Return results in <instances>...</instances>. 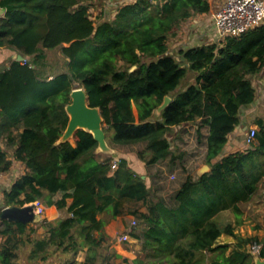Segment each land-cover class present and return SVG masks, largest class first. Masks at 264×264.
I'll return each mask as SVG.
<instances>
[{"label": "trees", "instance_id": "16d2710c", "mask_svg": "<svg viewBox=\"0 0 264 264\" xmlns=\"http://www.w3.org/2000/svg\"><path fill=\"white\" fill-rule=\"evenodd\" d=\"M91 1L0 0V48L25 57L0 67V139L27 168L3 191L0 212L42 200L66 211L56 222L43 219L38 226L45 236L28 241L31 257L41 260L54 247L72 255L64 264L99 259L117 264L99 249L109 220L128 213L139 221L131 235L141 242V255L130 264H256L248 251L254 243L261 245L258 258L264 262V235L242 237L235 225L221 228L216 220L230 210L235 224H241V205L264 177V118L253 119L257 130L250 148L223 155L228 136L246 123L241 107L256 100L250 77L264 69V23L238 37L172 55L168 39L190 17L208 12L207 0H135L119 6L112 19L97 21L89 12ZM55 48L66 60L65 70L40 73L45 50ZM189 72L194 76L182 86ZM75 83L85 89L89 105L100 109L106 140L144 144L136 156L146 166L182 160L168 135L173 127L199 120L198 133L207 129L209 170L196 178L188 174L169 205L127 160L119 159L112 170L113 158L96 152L92 134L79 129L58 143ZM165 96L172 101L157 116ZM8 157L0 146L1 173L11 167ZM129 204H142L145 211L127 209ZM28 225L0 220V264H14L26 241L22 236L36 231ZM223 234L234 244L219 242ZM79 251L84 259L77 262Z\"/></svg>", "mask_w": 264, "mask_h": 264}, {"label": "crops", "instance_id": "0c3cea01", "mask_svg": "<svg viewBox=\"0 0 264 264\" xmlns=\"http://www.w3.org/2000/svg\"><path fill=\"white\" fill-rule=\"evenodd\" d=\"M103 2L104 4L97 6L95 8L93 2ZM135 0H93L89 2V12L92 10L98 12L99 14L93 17L94 19H105V18H113L115 15L116 9L124 4L132 3ZM210 9L206 13L195 14L190 17L187 21L181 24L184 25L182 30L179 29L176 38L175 51L178 52L180 49H188L201 45L209 44V41H213V43L218 42L215 37L214 26H213V13L216 8L220 4L221 0H207ZM264 2V0H262ZM112 7V10L109 8ZM3 15V11L0 10V16ZM219 43V42H218ZM58 50V54L61 55L60 49L55 48L52 50H45V54L47 51ZM175 52V53H176ZM170 53V52H169ZM9 57L14 59L13 51L9 49L0 48V67L9 65ZM46 60V59H45ZM46 66V65H45ZM44 68V67H43ZM42 69V68H40ZM39 69V71H40ZM42 72V71H40ZM264 73V69L261 71ZM260 72V73H261ZM259 73V74H260ZM264 81V79H263ZM259 80L260 83L263 82ZM134 113L136 114V110L134 109ZM157 115V114H156ZM158 116V115H157ZM198 124L199 120L193 123L182 124L180 126H176L171 128L172 131L169 133L168 138L171 140V144L173 146V151L176 150L177 153H183V159L177 162L172 163L169 158L161 160L155 164L146 166L143 162H141L137 156L136 151L138 148L133 149L132 144L129 145H112L110 146L115 154L113 157L111 154H105L106 156H110L113 160L125 159L128 161L130 168L135 171L140 176L144 177L145 182L147 183V187H153L156 190V193L159 197L163 198L169 205H173L172 198L175 191L179 188L182 181L185 177L190 174V172L183 169V166L188 168L190 163L197 164L202 161L204 166L205 164V154H206V136L207 129L205 127L200 129V133H198ZM243 129V134L246 132V128L244 124H241ZM0 146L6 151H8V158L11 160V167L9 171L2 173L3 180L2 183L6 185V189H9L11 185L21 178L26 172V166L14 159L13 157V148H7L4 141H0ZM144 144L141 145L140 148H143ZM138 147V146H137ZM247 149L243 142V136L240 134L239 126L228 136V141L224 147L223 155H227L229 153H234L237 151H243ZM97 152V151H96ZM100 153V152H97ZM201 168V169H202ZM209 170V169H208ZM199 176V174H198ZM197 176V177H198ZM173 179V182L170 183L168 178ZM174 183V181H176ZM264 180V178H263ZM152 181L155 183L153 185ZM2 184V186H3ZM169 197L166 199V197ZM3 197L0 193V199ZM71 199L68 200V204L71 203ZM44 206V212L42 214V220H46L47 222H56L59 219H63L67 216L65 210H57L55 206H47L45 201H40ZM100 218V217H99ZM123 228V220L122 217L119 216L116 219L111 220L105 226V232L107 235L114 234L117 230ZM138 242V240H136ZM230 244H232L230 242ZM140 246L137 245L135 250L137 253L140 252ZM139 250V251H138ZM134 251H126L123 250V256L127 257L128 260L132 261L133 257L136 258ZM84 259V257H83ZM83 261V260H82Z\"/></svg>", "mask_w": 264, "mask_h": 264}, {"label": "rangeland", "instance_id": "374dc122", "mask_svg": "<svg viewBox=\"0 0 264 264\" xmlns=\"http://www.w3.org/2000/svg\"><path fill=\"white\" fill-rule=\"evenodd\" d=\"M99 1V0H98ZM104 4L102 1L101 2H93V5H95L94 7L97 8V6H100ZM122 6V5H121ZM110 10H112V7L109 8ZM99 13L94 10H92L90 12L91 18L94 19L93 17H95L96 15H98ZM112 19V18H111ZM184 25L180 26V30H182V27ZM176 38L177 37H170L168 39V49L170 54L175 55V44H176ZM224 41V40H223ZM222 42V41H221ZM209 43H213V41H209ZM218 43V42H216ZM14 55H16V53H13ZM11 58L9 57V60ZM46 66L42 69H40V73H46L47 75H56L60 72H62L63 70H65L66 68V60L64 59V57L62 55L58 54V50H54V51H47L46 52ZM194 74L189 72L188 76L186 78V80L183 82V85L188 84L191 79L193 78ZM250 79L252 80L253 86L256 90V100H255V106L247 111H245V118H246V123H244V125H248V126H256L255 124H253V119L256 117H262L264 118V73L261 72L258 75L255 76H251ZM259 80H262L263 82L260 83ZM81 85L78 83H75V87H80ZM248 121V123H247ZM247 126V127H248ZM257 127V126H256ZM239 131L240 134L242 136H244L243 134V129L242 126H239ZM0 141H2L0 139ZM107 143L109 144V146H112L113 144L110 143V141L108 140ZM141 143L139 144H134V146H132L133 149H142L141 147ZM131 146V145H129ZM138 146V147H137ZM247 147V146H246ZM250 148V147H247ZM9 149V148H8ZM8 153V151H7ZM104 154V153H102ZM202 161H200L197 164H193L190 163L188 168L183 166V169L186 170L187 172L189 171L190 174L196 178L198 176V174L200 175V170L202 168ZM168 178V177H167ZM264 178V177H263ZM263 178L261 179V181L258 184L257 190L254 194V196L251 198V200H249L247 203H244L241 205V209H242V216H241V220L242 223L239 225H236V219L235 216L233 215V213L230 210H225L223 212H221L220 214H218L216 220L218 225L223 228L225 225L227 224H232L235 225V232L242 236V237H247V236H252V235H257L259 237H262L264 235V180ZM168 180L171 182H173V179L168 178ZM177 182L174 181V183ZM153 185H155V183L152 181ZM6 188V185L3 184V186H1L0 188V193L2 194V192L4 191V189ZM155 189V188H154ZM168 196L166 197V199L169 197V194H167ZM3 199V197H2ZM2 199H0V205L2 204ZM133 207H139V209L141 211H145V207L142 204H132V205H127V209H132ZM42 216V215H41ZM104 218H106V215H103ZM122 220H123V228L117 230L114 234L112 235H107V240L104 242V244L101 246V248L99 249V252L101 254L102 257H109V260L112 263H117V264H130V260H128L127 263L123 262V258L128 259L127 257L123 256L122 251L126 250V251H134L136 257L141 255V253H137L135 250V247L137 245H139L141 247V242L138 240V242H136L137 239H135L132 235H131V239L128 242H120V236L125 233V232H138V219L128 213H125L123 215H121ZM42 219V218H41ZM132 219L136 220V226L134 228L131 227V222ZM42 220H40L39 222L36 223H29L28 225V230L31 228H35L36 231L35 232H27L26 234H24L22 237L25 241V243L17 250V258L14 262V264H64L68 259H70L72 257V255L70 253L68 254H64L62 253L60 250H55L54 247L48 248L47 251V259L45 260H41L38 258H32L31 257V253L33 250V243L28 242V241H32L35 239H41L45 236L46 234V230L44 227L38 226V224L41 222ZM111 221V219L109 220V222ZM108 222V223H109ZM3 242V237L0 235V244ZM219 242L221 243H229L230 242L232 244H234L235 239L231 236H227V235H222L219 239ZM230 244V245H232ZM139 251V250H138ZM114 254L119 255L118 257H115ZM84 257V251H79L75 257L74 260H76L77 262H80L83 260ZM134 259V257H133ZM96 264H102V259H99L97 261Z\"/></svg>", "mask_w": 264, "mask_h": 264}, {"label": "water", "instance_id": "95a60500", "mask_svg": "<svg viewBox=\"0 0 264 264\" xmlns=\"http://www.w3.org/2000/svg\"><path fill=\"white\" fill-rule=\"evenodd\" d=\"M17 61H24L25 57L22 54H16L13 57ZM172 99L170 96H165L163 103L156 109V114L159 115L161 111L166 108ZM255 106L251 103L247 106L241 107L240 111L245 112ZM65 111L68 116V122L63 131L58 143L69 141L74 133L81 129L92 134L94 140L97 142V152L111 154L115 157L112 148L106 140V134L103 129V117L98 107H91L87 101V94L83 87H75L70 93V102L65 106ZM247 129V126L244 125ZM208 166H204L200 170V175L207 172ZM144 179L143 176H141ZM41 215L35 212L33 203L26 204L22 207L11 206L5 207L0 212V220L8 221L10 223H36L41 219ZM256 264H264L259 258L255 259Z\"/></svg>", "mask_w": 264, "mask_h": 264}, {"label": "built area", "instance_id": "2783aa9c", "mask_svg": "<svg viewBox=\"0 0 264 264\" xmlns=\"http://www.w3.org/2000/svg\"><path fill=\"white\" fill-rule=\"evenodd\" d=\"M213 26L218 42L228 37H238L250 29L264 23V2L262 0H221L213 13ZM256 126L247 128L243 136L244 145L250 147L255 142ZM118 160H113L111 169L117 168ZM3 176L0 172V188ZM35 212L42 215L44 207L40 201L33 202ZM136 220L132 219L131 227L136 226ZM131 232H125L120 236V242H128ZM261 245L254 243L248 247V251L256 259L259 256Z\"/></svg>", "mask_w": 264, "mask_h": 264}]
</instances>
